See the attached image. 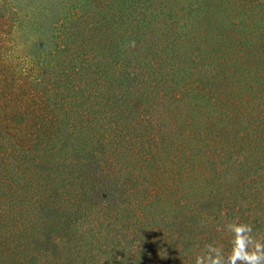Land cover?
<instances>
[{
    "label": "trees",
    "instance_id": "16d2710c",
    "mask_svg": "<svg viewBox=\"0 0 264 264\" xmlns=\"http://www.w3.org/2000/svg\"><path fill=\"white\" fill-rule=\"evenodd\" d=\"M100 9L77 18L79 46L55 49L70 61L56 81L30 63L1 94L15 119L0 127V264H194L205 244L229 251L218 225L264 236V0ZM12 76L0 63V84ZM180 98L202 113L166 170L148 108Z\"/></svg>",
    "mask_w": 264,
    "mask_h": 264
},
{
    "label": "rangeland",
    "instance_id": "374dc122",
    "mask_svg": "<svg viewBox=\"0 0 264 264\" xmlns=\"http://www.w3.org/2000/svg\"><path fill=\"white\" fill-rule=\"evenodd\" d=\"M106 1L0 0V63L5 73L13 75V81L9 85L0 84V102L7 103V100L1 98V94L16 89L15 83H18L25 69L31 66L30 63L39 65L43 82L56 81L70 61L66 52L54 53L55 49H68L69 46L75 49L76 45L79 46L83 38L81 36L83 28L82 25L79 27L77 18H81L84 13L97 14ZM50 51L54 53L53 57L46 56V52ZM10 67L11 69L14 67L15 71H11ZM198 106L192 99L180 98L158 100L155 105L148 108L151 111L152 125L159 137V154L161 161L166 165V170L169 167L176 170L171 162L181 155L182 145L191 141L189 134L196 130L202 113ZM6 109L0 106L1 128L2 120L15 119L13 113ZM1 131L0 144L5 137ZM185 186L197 189V185L192 182H187ZM200 189L203 195H207V188ZM22 218L30 224L27 228V233L30 234L24 238L27 237L28 241H41L43 239L41 233L47 227L44 220L35 212L32 215L26 213ZM18 238L19 242L23 243L22 233ZM59 255L61 260L72 257L67 251Z\"/></svg>",
    "mask_w": 264,
    "mask_h": 264
},
{
    "label": "clouds",
    "instance_id": "9594fccd",
    "mask_svg": "<svg viewBox=\"0 0 264 264\" xmlns=\"http://www.w3.org/2000/svg\"><path fill=\"white\" fill-rule=\"evenodd\" d=\"M216 230L230 235L229 251L225 253L221 245L205 244L194 264H264V236L255 234L251 224L230 221Z\"/></svg>",
    "mask_w": 264,
    "mask_h": 264
}]
</instances>
